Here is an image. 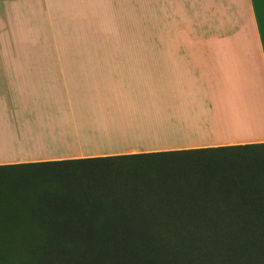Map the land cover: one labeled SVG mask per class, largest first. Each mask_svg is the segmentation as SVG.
Here are the masks:
<instances>
[{
    "label": "crops",
    "instance_id": "1",
    "mask_svg": "<svg viewBox=\"0 0 264 264\" xmlns=\"http://www.w3.org/2000/svg\"><path fill=\"white\" fill-rule=\"evenodd\" d=\"M264 144V0H0V167Z\"/></svg>",
    "mask_w": 264,
    "mask_h": 264
},
{
    "label": "trees",
    "instance_id": "2",
    "mask_svg": "<svg viewBox=\"0 0 264 264\" xmlns=\"http://www.w3.org/2000/svg\"><path fill=\"white\" fill-rule=\"evenodd\" d=\"M23 169L0 183L49 198L0 222L18 229L0 236V264H264V144L0 167ZM178 177L187 190L140 187Z\"/></svg>",
    "mask_w": 264,
    "mask_h": 264
},
{
    "label": "rangeland",
    "instance_id": "3",
    "mask_svg": "<svg viewBox=\"0 0 264 264\" xmlns=\"http://www.w3.org/2000/svg\"><path fill=\"white\" fill-rule=\"evenodd\" d=\"M34 171V169H23L19 171L4 170L0 171V174L8 176L19 172L23 175H32V173H35ZM24 177L25 176H23V178ZM157 180L161 179H153L154 182L151 183H149L148 180H142L140 182V187H142L143 190H149L146 192H152L155 190L163 194L169 192L171 188L185 191L190 186V180L184 177L176 178L171 184ZM47 192L50 191L45 190L41 186H33L31 181L19 179L3 180V184L0 183V222H3V220L9 222L15 219L13 221L17 223L20 219H26L30 216L27 207L31 205L35 207L41 202V200L49 198ZM53 197H56V195ZM0 236L16 238L18 237V229L0 228Z\"/></svg>",
    "mask_w": 264,
    "mask_h": 264
}]
</instances>
